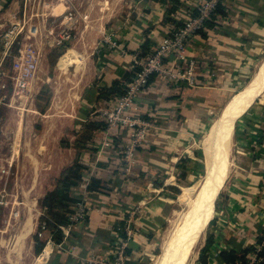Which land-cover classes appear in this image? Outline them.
Wrapping results in <instances>:
<instances>
[{
    "label": "crops",
    "instance_id": "0c3cea01",
    "mask_svg": "<svg viewBox=\"0 0 264 264\" xmlns=\"http://www.w3.org/2000/svg\"><path fill=\"white\" fill-rule=\"evenodd\" d=\"M160 2L152 0L150 12L131 20L129 29L123 31L130 53L120 51L114 54L106 47L101 48L103 56L97 58L99 63L89 65L85 71L88 76L92 75L89 79L92 83L81 86L77 91L81 99L75 101L77 108L72 120H68L70 127L64 130V127L58 129L56 126L57 130H48L45 134L47 142L41 147L45 148L48 160L41 164L47 165L46 170L49 164L55 165L52 174L61 173L81 154L79 160L85 166L86 174L84 172L83 182L74 186L72 192L81 197L89 208L92 207L87 219L69 229V237L60 242L64 246L61 248L67 252L57 255L60 258L58 264H87L91 255H104L111 251L116 238L122 236L127 225L132 226L128 241L130 254L127 256L131 261L146 264L152 255L147 245L155 242L158 233L160 218L157 217L164 214L158 206L159 192L176 186L166 187L165 180L170 175L164 173L161 159H181V151L183 156L191 157V148L199 140L194 133H201L202 120L213 113L214 107L228 92V82L224 78L229 77L227 80L232 82L250 67L254 60L252 57L264 48V0H226L223 3L229 8V11L223 9L226 15L219 14L217 24L209 29L207 36L198 34L192 38L195 45L192 55L199 56L198 62L202 60V64L209 66V71L199 68L200 83L193 87L183 84L176 87L160 77H153L152 83L137 99L142 115L150 111L145 116L150 118L148 114H151L153 117L151 130L137 151L139 161L133 163L138 169L135 173L140 172L141 178L137 173L131 176L122 174L120 169L114 171L119 166L114 159L120 157V148L129 140L131 130L122 129L119 136L114 137L113 133L108 135L104 128L96 129L91 132L84 147H78L77 142L88 121L100 119L99 112L108 103L103 90L114 82L128 80L133 73L134 55L143 49V45L152 47L155 41L171 32L162 23L165 13ZM22 9L20 0H0V34L10 23L20 19ZM109 29L105 28V33ZM72 49L80 50L76 46ZM82 70L78 71V77L83 73L85 76ZM8 71L7 63H0V81L6 80ZM2 93H6L9 99L12 89ZM9 107L7 103L0 104L1 118ZM252 116L256 118L254 121L258 129L242 128L248 137L237 139L238 144H235L237 154L231 162L235 168L231 165L232 179L226 193L227 200L222 197L220 202L225 201L214 215L215 237L208 252L207 264H227L220 257L221 251L252 245L259 247L257 239L264 234V120H260L261 113L258 111H253ZM110 135L109 139H105ZM63 136H68L69 141L65 151L60 150ZM53 140L55 143H52ZM109 140L113 145L106 142ZM102 144L106 145L104 150H101ZM241 155L242 159L239 158ZM106 164L109 166L106 167ZM93 178L101 179L105 187L89 191L87 187ZM55 186L51 184L40 194L44 196ZM109 187L112 188L107 189ZM139 209L141 212L133 216Z\"/></svg>",
    "mask_w": 264,
    "mask_h": 264
},
{
    "label": "rangeland",
    "instance_id": "374dc122",
    "mask_svg": "<svg viewBox=\"0 0 264 264\" xmlns=\"http://www.w3.org/2000/svg\"><path fill=\"white\" fill-rule=\"evenodd\" d=\"M20 1L23 7L20 13V20L24 21L25 28L28 30L26 39L27 41L36 42L43 47V58L33 82L34 87L31 90V95L13 101V103L9 105L10 109L2 113V123L0 126V264H58L57 261H60V258L57 257V255H62L63 252L67 251L66 249H62L64 246L54 239L49 229L42 228V225L45 223L43 217L46 211L41 206V201L44 196L40 193L51 184L56 185L57 179L61 175L63 169L61 173L52 174V168L55 165L49 164L48 170H46L45 167H47V165L41 164L48 160L46 159L47 154L45 153V148L41 147L47 142L45 134L48 130H57L56 126H58V129L64 127V130L70 127L68 120L71 121L73 118L72 114L76 113L77 106H75V101L81 99V95L77 91L81 86L84 87L87 83H92L89 82L92 75L88 76L85 72L86 69L89 65L93 66L94 63H96V65L99 63L97 58L103 56V53H101V48L103 47H106L105 49L110 52L114 51V54H119L120 50L117 46L122 45L121 47H124V49L128 51L127 53H130L131 50L128 48L130 46H128L129 43L126 42L125 33H123V31L127 30V28L129 29L131 20H135L139 15L145 16L146 13H149V7L153 4L152 0ZM202 1L203 0L161 1L160 6H163L165 13L162 19L163 22H161L166 24L172 31L173 28L177 26L175 23H184V19L197 17L200 13ZM225 1L226 0H220V4L225 11H229V8L223 4ZM172 8L175 10L173 11L174 13L172 12L171 14L170 9ZM72 9H75L77 12L76 23L67 22L68 13ZM219 16V13L210 15L208 19L212 21L214 26L206 27L205 25L206 32H208L210 28L215 27ZM220 22L226 21L220 20ZM120 25L124 27V29ZM105 28L110 29L105 33ZM64 29L70 31L72 36L68 38L64 44L58 45L57 40L61 37L60 34ZM162 38L158 39L157 42ZM192 38L193 36L190 38L187 57H193L197 61L195 84H198L200 83V80H198L200 75L198 74L199 68L201 71L204 69L209 71V66L207 64H202V60L198 62L199 56L192 55L195 49ZM157 42L155 41L152 47L151 45L148 46L145 55L141 57L140 54L143 53V50H139V58L144 59L149 55ZM74 46L80 50L74 51L72 49ZM252 58H254V60L252 64H250V67L239 73L232 82L227 80L229 77L224 78V80L228 82V92L224 99L218 102V105L214 107L213 113H210L202 120V128L201 130L199 129L201 133H194V136L196 138L198 137L199 140L198 143L194 144L191 148V157L183 156L184 152L181 151V159H161V163L164 164V173L170 175L168 179L165 180V183L168 184L166 187L169 185L176 186L174 189H169V191L160 190L159 192L161 197H159L158 206L164 211V214L160 213L161 215L157 217L160 218L158 233L154 240L155 242L152 243V245H147V249L151 251L152 255H150L151 257L149 260H146V264H166L163 245L172 228V223L177 218L178 213L188 210L187 208L196 199L197 193L211 171L212 164L208 151L212 143L214 129L226 112L229 102L244 90L256 71L260 69L264 61V48L257 52V55H254ZM172 59H174L173 56L169 59H165V61ZM185 61L186 60L183 61V65ZM200 63L202 65H200ZM133 65L132 70L134 72L136 64L134 63ZM80 69L84 70L85 76L84 73L81 77L77 76ZM161 79L166 81L163 78ZM153 80L154 78L149 80L148 85H146L142 93L145 92ZM167 82L176 87L182 84H189L188 80H181L173 83L171 81ZM262 99H264V95L258 100H255V102L253 101L254 103H251V107L249 106L247 108L248 110H244L240 115L241 117L238 116L235 120L236 124L234 123V135L230 155L231 162L234 159V154H237L235 153L237 139L240 140L248 137V135L242 131V128L247 130L250 128H257V126H255L257 122L254 121L256 118L252 116L253 111L261 113L260 120H264V100ZM106 100L109 104V97ZM147 113H150V111L145 112L146 115ZM145 114H143L142 117L151 123V118L153 119L152 115L148 114L150 118H147ZM100 120L104 121L101 116ZM153 124L156 125V122L153 121ZM150 128L149 132L151 130ZM104 129L106 130V127ZM120 130L122 129L114 132L112 136L118 137ZM110 137L111 135L107 138L105 137V139H109ZM62 138L64 140L60 143L62 147L60 150L65 151L67 147L66 143H69L68 136H63ZM129 140L122 145L119 152L120 157L114 159V161L123 160V166L119 168L120 172L132 176L138 172V169L135 168L134 164L130 169H127L126 162L123 159L125 146ZM106 142L111 143L110 140ZM52 143H55V140H53ZM102 145L101 150H104L106 145ZM80 157L81 154H79V159H81ZM239 158L242 159V155L239 156ZM79 159L75 161L80 162L81 160ZM236 159H238V157ZM135 160L139 161L137 158H135ZM108 161L111 162V159H108ZM231 165L232 163H230V170ZM108 166L109 165L106 164V167ZM232 167L235 168L234 165H232ZM135 170L137 171L136 173ZM84 172L83 169L82 175H84ZM231 172L232 170L229 171V175L224 180L222 188L217 194L207 221L205 232L195 249L197 250L196 257L190 264H198V259L202 253V249L206 245L207 239L210 235H214V215H216L215 212L218 206L227 200L226 193L232 179ZM137 174L138 178H141L139 175L140 172ZM130 179L135 182L132 178ZM111 188L109 187L107 189ZM222 197L226 199L220 202ZM77 204H75L73 208H70L73 212L69 213V222L70 215L74 213ZM91 208L92 207H90V210ZM135 211L136 213H133V216L140 213L141 209ZM29 223L32 224V227H30L29 233L24 236ZM78 223L79 222L73 223V225L70 226L61 225V230L64 233L63 240L69 237V229ZM191 226L192 222H188L183 232H189ZM126 227L132 234V226L127 225ZM42 244H44L43 249L38 253V249ZM259 247L262 248V244H259ZM112 250L113 245L111 251L106 252L102 256H97L95 254L91 255L90 257L92 258L87 264H98L92 262L93 257L95 259L102 258L111 253Z\"/></svg>",
    "mask_w": 264,
    "mask_h": 264
},
{
    "label": "built area",
    "instance_id": "2783aa9c",
    "mask_svg": "<svg viewBox=\"0 0 264 264\" xmlns=\"http://www.w3.org/2000/svg\"><path fill=\"white\" fill-rule=\"evenodd\" d=\"M220 0H203L200 13L197 17L185 19L182 26L167 33L156 43L153 50L144 59L139 58L138 53L134 55L136 69L131 79L126 83L124 92L110 98L109 104L100 110V116L105 121L106 131L112 134L119 129L131 130V137L125 146L124 160L127 169L135 162L137 151L149 133L150 121L142 117L141 106L138 97L148 85L152 77H161L166 81L179 82L188 80V85L195 86L196 59L188 56L190 38L198 35L200 29H205V21L212 15ZM77 12L72 9L67 16V22L76 23ZM27 31L24 21L18 19L10 23L0 34V45L2 55L0 63H7L9 67L5 81H0V104L11 105L21 97L30 96L33 82L36 78L40 63L43 58V47L33 41H27ZM61 37L57 40L58 45L71 38L72 33L67 29L62 30ZM122 46V45H121ZM117 46L126 54L127 50ZM171 56L172 60L165 61ZM185 64L183 65V61ZM12 89L8 99L6 92ZM3 95H2V94ZM2 118L0 117V126ZM90 208L82 201L78 202L75 211L70 215V223L82 222L87 219ZM46 228V223L42 225ZM126 237H117L113 243V250L107 256L95 259L92 262L98 264H129L126 249L131 231L125 228ZM258 250L261 247H258ZM255 255H253L254 259ZM92 258V257H91ZM89 259V261L91 260ZM249 264H253L251 261Z\"/></svg>",
    "mask_w": 264,
    "mask_h": 264
},
{
    "label": "bare ground",
    "instance_id": "6f19581e",
    "mask_svg": "<svg viewBox=\"0 0 264 264\" xmlns=\"http://www.w3.org/2000/svg\"><path fill=\"white\" fill-rule=\"evenodd\" d=\"M263 95L264 61L244 90L229 102L223 117L216 127L214 126L212 143L208 151L212 164L211 171L197 193L196 199L187 208L188 210L178 213L172 223V228L163 245L166 264H190L196 257L195 249L205 232L213 203L229 175L235 120L253 101L255 102ZM188 222H192L191 230L183 232ZM31 225L28 224L24 236L29 233Z\"/></svg>",
    "mask_w": 264,
    "mask_h": 264
},
{
    "label": "trees",
    "instance_id": "16d2710c",
    "mask_svg": "<svg viewBox=\"0 0 264 264\" xmlns=\"http://www.w3.org/2000/svg\"><path fill=\"white\" fill-rule=\"evenodd\" d=\"M163 1V0H159ZM175 9H170V13ZM169 13V12H168ZM222 14L226 15V12L223 10V7L219 3L216 7V10L213 14ZM212 14V15H213ZM177 24L176 28L183 25L181 22L175 23ZM206 27H213L214 24L211 20L205 21ZM205 27V29H206ZM205 29H200L198 34L201 36H207ZM143 53L140 54L145 55L147 48L143 45L142 47ZM139 55V54H138ZM121 82H114L112 86L106 87L103 91L105 94V99L108 97L111 98L117 94H122L124 92L126 83L131 79ZM153 78V77H152ZM102 91V92H103ZM103 97V96H102ZM144 114V113H143ZM106 124L102 120H91L85 125V130L83 134L80 136L77 145L78 147H84L85 141L90 137L91 132L96 129L105 128ZM119 166H117L114 171L119 170L123 166V160L117 162ZM85 168L83 164L78 161H75L73 164L69 165L65 169H63L61 175L57 179L56 187L50 191H48L42 201L41 206L46 211V214L43 217V220L46 223V228L54 236V239L60 243L63 240V231L61 230V225H68L69 222V213L73 212L70 208H73L78 201H81V197L75 196L72 192V188L74 186H78L83 182L82 171ZM104 182L99 178H93L88 185L87 189L89 191H99L101 188L105 187ZM175 188V187H174ZM45 228V229H46ZM122 236L126 237L125 232H122ZM258 243L264 244V234L257 239ZM214 237L210 235L206 241L205 247L202 249V253L198 259L199 264H207L208 263V252L213 245ZM44 244H42L38 253L43 249ZM126 254H130V250L126 249ZM253 255H255L253 259ZM220 257L227 264H249L251 261L253 264H264V245L258 250L257 246L252 245L250 247H245L242 249H231V250H223L220 252ZM129 264H141L135 261H131L129 258L127 259Z\"/></svg>",
    "mask_w": 264,
    "mask_h": 264
},
{
    "label": "water",
    "instance_id": "95a60500",
    "mask_svg": "<svg viewBox=\"0 0 264 264\" xmlns=\"http://www.w3.org/2000/svg\"><path fill=\"white\" fill-rule=\"evenodd\" d=\"M241 117V116H240ZM235 124H236V122H235Z\"/></svg>",
    "mask_w": 264,
    "mask_h": 264
}]
</instances>
